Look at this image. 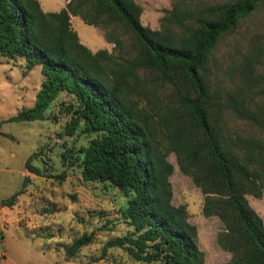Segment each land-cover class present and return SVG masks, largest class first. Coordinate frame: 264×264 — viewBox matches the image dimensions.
Returning <instances> with one entry per match:
<instances>
[{"label":"trees","instance_id":"obj_1","mask_svg":"<svg viewBox=\"0 0 264 264\" xmlns=\"http://www.w3.org/2000/svg\"><path fill=\"white\" fill-rule=\"evenodd\" d=\"M262 5L174 0L153 29L142 23L135 0H65L55 12L43 11L38 0H0V57L22 61L23 74L37 66L42 74L33 106L8 120H45L65 93L62 135L89 139L67 147L63 163L77 164L84 181L108 183L127 199L120 215L132 230L109 240L103 253L119 247L143 264H204L186 205L172 203L174 165L167 157L173 153L203 195L202 215L222 222L216 241L230 253L227 264H264V220L246 197L264 192V109L252 94L258 62L244 57L234 88L215 82L210 67L219 41ZM73 16L99 27L112 49L82 44ZM231 116L238 128L229 126ZM37 156L25 161L34 174ZM21 192L0 205H13ZM93 236L74 238L67 255Z\"/></svg>","mask_w":264,"mask_h":264},{"label":"rangeland","instance_id":"obj_2","mask_svg":"<svg viewBox=\"0 0 264 264\" xmlns=\"http://www.w3.org/2000/svg\"><path fill=\"white\" fill-rule=\"evenodd\" d=\"M135 1L143 9L142 23L157 29L163 10L170 8L174 0ZM38 2L45 12L59 11L65 5V0ZM71 25L80 42L90 50L112 49L99 27L84 23L79 16L71 18ZM248 55L258 62V84L252 94L264 109V5L240 22L234 33L219 41L210 58L214 81L234 88L239 83L240 64ZM41 80L40 67L23 74L22 61L0 57V201L22 190L13 205H0V264H143L131 259L123 248L102 252L109 240L132 230L120 215L127 199L108 183L84 181L77 164L63 163L61 153L67 147L77 149L89 139L79 133L62 135L69 115L61 102H68L69 97L60 93L46 110L45 120H8L20 109L33 106ZM236 121L231 116L229 126L238 128ZM33 152H38V156L31 164L40 170L39 174L25 166ZM167 159L174 165L170 176L172 203L186 205L189 221L197 226L204 264H227L230 253L216 241L222 222L215 216L202 215L200 190L179 171L173 153ZM249 198L264 220V192L261 198ZM85 232L94 233L92 241L68 256L67 246Z\"/></svg>","mask_w":264,"mask_h":264},{"label":"crops","instance_id":"obj_3","mask_svg":"<svg viewBox=\"0 0 264 264\" xmlns=\"http://www.w3.org/2000/svg\"><path fill=\"white\" fill-rule=\"evenodd\" d=\"M246 197H247V199H248L249 203L251 204V200H250V198H249V195H248V194L246 195Z\"/></svg>","mask_w":264,"mask_h":264}]
</instances>
